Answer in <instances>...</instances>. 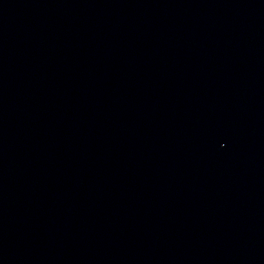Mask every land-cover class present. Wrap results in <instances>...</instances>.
Wrapping results in <instances>:
<instances>
[{
    "label": "water",
    "instance_id": "water-1",
    "mask_svg": "<svg viewBox=\"0 0 264 264\" xmlns=\"http://www.w3.org/2000/svg\"><path fill=\"white\" fill-rule=\"evenodd\" d=\"M0 264H264V0H0Z\"/></svg>",
    "mask_w": 264,
    "mask_h": 264
}]
</instances>
